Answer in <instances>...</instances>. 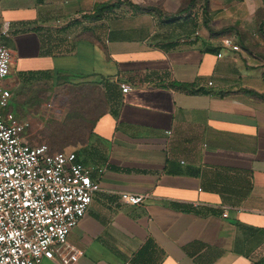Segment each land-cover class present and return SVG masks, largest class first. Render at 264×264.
Segmentation results:
<instances>
[{
    "label": "crops",
    "instance_id": "0c3cea01",
    "mask_svg": "<svg viewBox=\"0 0 264 264\" xmlns=\"http://www.w3.org/2000/svg\"><path fill=\"white\" fill-rule=\"evenodd\" d=\"M108 2L0 0L14 109L44 84L101 97L88 141L69 151L100 180L68 237L77 264H264V0H211L184 39L141 2L95 18Z\"/></svg>",
    "mask_w": 264,
    "mask_h": 264
},
{
    "label": "built area",
    "instance_id": "2783aa9c",
    "mask_svg": "<svg viewBox=\"0 0 264 264\" xmlns=\"http://www.w3.org/2000/svg\"><path fill=\"white\" fill-rule=\"evenodd\" d=\"M227 47L240 51L232 41ZM11 61L10 49L0 44V264H77L81 252L68 237L90 210L100 180L75 152L28 142L30 122L17 115L11 89L4 85ZM121 89L126 94L132 88L124 84ZM146 198L121 194L132 206Z\"/></svg>",
    "mask_w": 264,
    "mask_h": 264
},
{
    "label": "rangeland",
    "instance_id": "374dc122",
    "mask_svg": "<svg viewBox=\"0 0 264 264\" xmlns=\"http://www.w3.org/2000/svg\"><path fill=\"white\" fill-rule=\"evenodd\" d=\"M127 1L143 3L144 10L158 19L159 32L168 34L170 30L169 34L174 38L182 39L186 36V30L190 34L198 25H204L211 2V0ZM215 2L219 7L224 5L231 8L240 0ZM12 65L13 58L11 74L4 81L7 87L15 78ZM17 98L14 99V104L15 109L19 108V117L30 122L28 142L33 146L47 144L54 152L75 151L76 147L86 143L96 117L103 109L99 95L90 92L86 94L84 88L70 87L62 82L24 89Z\"/></svg>",
    "mask_w": 264,
    "mask_h": 264
},
{
    "label": "trees",
    "instance_id": "16d2710c",
    "mask_svg": "<svg viewBox=\"0 0 264 264\" xmlns=\"http://www.w3.org/2000/svg\"><path fill=\"white\" fill-rule=\"evenodd\" d=\"M121 5L128 6V7L132 8V9H134L135 7H138V6H136L135 4H133L130 1L126 0V1L123 2L122 0H117L114 3L108 2V3H103V4L98 5L96 10H95V13L93 14V16L95 18L101 17L106 12H113L115 9H117ZM225 31H227V30H223V31H221L219 33H225ZM261 31H263V29H261ZM174 87H177V85H174ZM77 161H78V158H77Z\"/></svg>",
    "mask_w": 264,
    "mask_h": 264
}]
</instances>
